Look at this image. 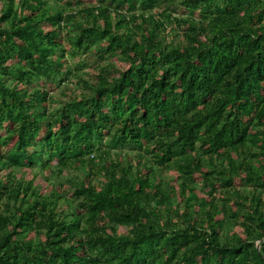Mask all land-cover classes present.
<instances>
[{"label": "trees", "instance_id": "obj_1", "mask_svg": "<svg viewBox=\"0 0 264 264\" xmlns=\"http://www.w3.org/2000/svg\"><path fill=\"white\" fill-rule=\"evenodd\" d=\"M0 264H264V0H0Z\"/></svg>", "mask_w": 264, "mask_h": 264}, {"label": "rangeland", "instance_id": "obj_2", "mask_svg": "<svg viewBox=\"0 0 264 264\" xmlns=\"http://www.w3.org/2000/svg\"><path fill=\"white\" fill-rule=\"evenodd\" d=\"M87 59L91 60V59H93V57H90V58L87 57ZM163 174L165 176H167V177L173 176V172L172 171H163Z\"/></svg>", "mask_w": 264, "mask_h": 264}]
</instances>
